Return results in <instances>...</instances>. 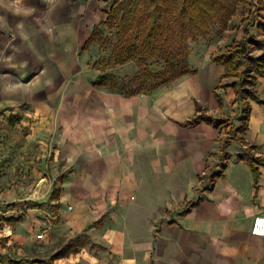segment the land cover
Here are the masks:
<instances>
[{"label": "crops", "instance_id": "1", "mask_svg": "<svg viewBox=\"0 0 264 264\" xmlns=\"http://www.w3.org/2000/svg\"><path fill=\"white\" fill-rule=\"evenodd\" d=\"M225 1L228 18L246 14L242 34L175 81L128 92L101 83L94 40L85 47L112 2L101 10L93 0H0V135L10 115L19 140L31 124L19 158L31 150L20 171L34 179L19 177V190L32 181L19 209L50 201L9 218L16 200L0 180L2 264L15 259V243L32 253L19 264H264V236L251 232L264 215V74L239 133L245 102L224 86L238 79L214 59L243 40L242 19L258 0ZM258 23L248 26L253 55L264 52Z\"/></svg>", "mask_w": 264, "mask_h": 264}, {"label": "rangeland", "instance_id": "2", "mask_svg": "<svg viewBox=\"0 0 264 264\" xmlns=\"http://www.w3.org/2000/svg\"><path fill=\"white\" fill-rule=\"evenodd\" d=\"M68 1L71 2L72 0ZM97 1H101L97 8L103 10L107 9L113 0H93V3L97 4ZM230 1L231 0H227L228 3H230ZM76 2L77 0H73V3ZM63 3L62 1L59 4ZM229 14V12L217 14L216 19L209 22V30L201 34L198 39H188V46L185 47L174 41L169 48L160 47L155 56L148 58L136 54L135 51L138 35L140 33L139 30H135L130 35L127 42L121 45L122 48H120L121 46L119 47L120 49H118L116 55H112L113 46L117 41V29L99 26L94 35V44L91 49V64L93 68L98 71L99 80H103L113 87L128 92L141 90L150 91L157 84L167 80L169 77L177 74L181 75V73L188 72L192 68H195L196 63H199V61L213 53L217 48H227L232 40L242 34L243 30L240 32L242 29L241 18L246 14L242 13L241 9H239L236 14L232 15V17H230L231 19L228 18ZM255 17V20L260 22L264 17V11L257 14ZM251 29L253 30L252 32L258 31L253 25H251ZM156 72H166V74L164 77L153 76ZM8 117L7 128L0 135V146H3L2 149H0V180L2 184L1 191L4 193H12L13 196L10 198L16 200L15 203L10 204V207L15 210V215L9 217L16 220L19 217L17 214L20 213L22 215L24 212H27L26 208L28 207L32 208L42 205V207L44 206L47 208L48 206L45 204L49 199L43 201L44 203L41 201L33 202L31 201L32 199H29L26 203L21 205L23 212L19 209V198L31 196V186L34 179L31 176V169L27 174L20 171V168L31 163L32 152L28 149V154L19 158V145L22 146L23 143L30 142L28 138L32 129L28 121L24 122L23 137L19 140V116L15 117L14 115H10ZM3 129L0 128V131ZM36 161H39V159L36 158ZM22 176L27 177L28 180H32L28 184V189L19 190V188H17V185H19V177ZM20 191L23 193H20ZM45 194H47V190ZM46 197L47 196H41L38 197L39 199L37 200H43L46 199ZM20 202L22 201L20 200ZM16 206H18V208ZM44 243L43 240L41 244ZM31 254L32 253L28 252V249L22 246V244L15 243V259H13L11 264H19V257H28Z\"/></svg>", "mask_w": 264, "mask_h": 264}, {"label": "trees", "instance_id": "3", "mask_svg": "<svg viewBox=\"0 0 264 264\" xmlns=\"http://www.w3.org/2000/svg\"><path fill=\"white\" fill-rule=\"evenodd\" d=\"M236 1L238 3L245 2L246 6L252 4L250 0ZM225 8V0H114L107 18L101 24L107 28L117 29V41L113 46L112 55H116L118 49L122 48L121 45L127 42L135 30H139L135 51L136 54L148 58L155 56L160 47L169 48L174 41L185 47L188 46V39H198L201 34L207 32L209 22L215 20L217 14L223 13ZM263 11L264 0H258L255 9L250 10L248 16L242 19L245 31L243 40L232 49L219 52L214 56L215 61L225 65V77H237L238 79L236 82L227 83L224 86L231 85L234 88L235 102H245L244 115L242 116L243 125L238 129L239 133L245 130L250 118L248 100H260L255 87L258 76L264 74V52L259 55L249 52L250 30L248 26L255 24V16ZM257 27L264 33V17ZM93 40L94 37H90L85 47H88ZM260 45L264 47V37L261 38ZM165 74L166 72H156L153 76L164 77ZM181 75L169 77L153 89L171 82ZM201 117L196 116L189 122L198 121ZM207 119L212 120L210 117ZM220 123L222 122H217V124ZM237 138L243 140L242 137ZM255 148L256 146L253 145L248 146L247 158L255 182H257L260 157L253 153Z\"/></svg>", "mask_w": 264, "mask_h": 264}, {"label": "built area", "instance_id": "4", "mask_svg": "<svg viewBox=\"0 0 264 264\" xmlns=\"http://www.w3.org/2000/svg\"><path fill=\"white\" fill-rule=\"evenodd\" d=\"M5 214V211L3 209V203L0 202V218ZM251 232L254 235L258 236H264V215H258L254 218L253 224L251 227ZM44 234L40 233L37 235L38 238H43ZM0 264H2V261L0 259Z\"/></svg>", "mask_w": 264, "mask_h": 264}]
</instances>
